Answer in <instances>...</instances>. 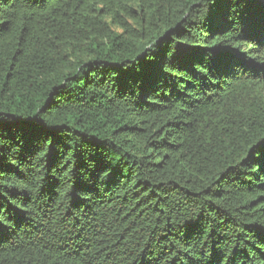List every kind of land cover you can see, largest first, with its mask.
<instances>
[{
	"label": "trees",
	"instance_id": "1",
	"mask_svg": "<svg viewBox=\"0 0 264 264\" xmlns=\"http://www.w3.org/2000/svg\"><path fill=\"white\" fill-rule=\"evenodd\" d=\"M0 264H264V0H0Z\"/></svg>",
	"mask_w": 264,
	"mask_h": 264
}]
</instances>
